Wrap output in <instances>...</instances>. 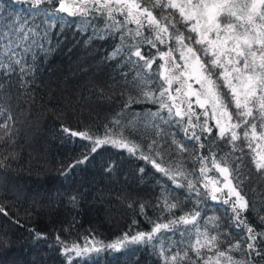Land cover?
<instances>
[{"label": "snow or ice", "instance_id": "6c2138e0", "mask_svg": "<svg viewBox=\"0 0 264 264\" xmlns=\"http://www.w3.org/2000/svg\"><path fill=\"white\" fill-rule=\"evenodd\" d=\"M26 2L53 5L51 17L78 19L82 30L92 29L90 39L118 41L106 57L115 61L116 74L89 91L107 104L119 90L121 107L100 134L61 127L66 137L90 142L89 153L61 175L70 177L111 145L164 178L155 203L138 204L150 230L108 244L87 237L83 245L69 244L57 235L67 264L70 253L82 257L133 245L151 247L158 264H264V229L247 215L255 213L264 224V0H16ZM47 40L39 25L0 32V173L18 161L19 105L12 101L34 83L40 52L53 50L45 49ZM133 105L146 107L129 112ZM104 170L111 174L112 166ZM57 200L62 193H55ZM68 200L79 206L83 195L77 191ZM213 202L223 208L220 215L207 214ZM0 216L20 225L3 204ZM31 235L48 240L34 229ZM8 246L0 236V247Z\"/></svg>", "mask_w": 264, "mask_h": 264}, {"label": "trees", "instance_id": "16d2710c", "mask_svg": "<svg viewBox=\"0 0 264 264\" xmlns=\"http://www.w3.org/2000/svg\"><path fill=\"white\" fill-rule=\"evenodd\" d=\"M52 10L53 5L31 8L27 2L0 0V32L7 31L9 25H39L42 34L48 32V40L42 41L45 49L53 48L47 54L40 52L34 83L12 101L19 105L14 112L19 133L13 146L19 158L12 168L0 173V204L20 225L0 216V236L9 243L0 247V264H41L42 258L43 264H67L55 240L57 235L69 244L83 245L85 237L108 244L125 233L150 230L138 204H154L164 180L146 161L111 145L91 154L90 162L77 165L70 177L61 175L65 166L90 150L89 141L68 138L61 127L100 134L124 97L117 90L111 102L101 104L89 91L110 83L116 74L115 61L106 57L118 41L90 39V27L82 30L80 21L66 14L63 19L51 17L48 13ZM50 21H54L51 27ZM145 107L133 105L128 111L139 112ZM106 164L112 166L111 174L104 170ZM77 191L83 200L74 206L68 196ZM57 192L63 194V200L54 203ZM128 203L133 206L129 208ZM206 211L220 215L223 208L213 202ZM148 215L155 220L157 214L149 208ZM247 215L253 226L264 229L255 213ZM33 229L46 233L48 240H33ZM69 255L71 264H158L153 249L145 246L133 245L121 252L92 251L82 257ZM234 255L239 258V253Z\"/></svg>", "mask_w": 264, "mask_h": 264}]
</instances>
